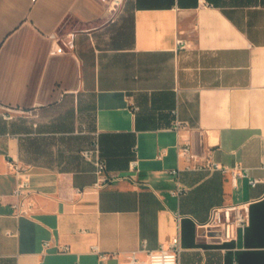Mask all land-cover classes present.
I'll return each mask as SVG.
<instances>
[{
    "label": "crops",
    "instance_id": "crops-1",
    "mask_svg": "<svg viewBox=\"0 0 264 264\" xmlns=\"http://www.w3.org/2000/svg\"><path fill=\"white\" fill-rule=\"evenodd\" d=\"M54 32L75 50L51 54ZM96 138L104 184L81 153ZM10 161L32 216L13 214ZM243 201L236 240L199 226ZM177 234L180 264H264V0H0V264H122Z\"/></svg>",
    "mask_w": 264,
    "mask_h": 264
},
{
    "label": "built area",
    "instance_id": "built-area-1",
    "mask_svg": "<svg viewBox=\"0 0 264 264\" xmlns=\"http://www.w3.org/2000/svg\"><path fill=\"white\" fill-rule=\"evenodd\" d=\"M122 1V0H116ZM53 44L51 48V54L59 52H73L76 48L74 33H58L54 32L51 34ZM184 40L178 38V42L182 43ZM174 122L172 127L181 133L182 130L188 127V122L181 120L178 116L177 110L173 111ZM179 156L188 162L187 167L190 168V163L195 160L192 152L191 142L188 138L179 141L178 144ZM82 155L92 162L95 166L96 174L98 176L97 184H104L111 181L114 175H110L107 172V163L101 154V147L99 139L96 138L90 147L85 148L81 151ZM14 170L17 178V185L14 189V195L17 197L16 201L12 203L13 214L15 216H32L34 214L35 203L32 200L31 190V175L29 168L25 165L20 164L18 161L9 162ZM209 168L218 169L223 172L230 171L234 184H237L239 178L247 177L252 186H256L260 181L259 178L253 177L250 173V169L241 166L240 164L235 165L233 168L222 165L216 162H209L207 164ZM178 172L177 169L172 170L173 174ZM187 191V187L177 184L176 188L171 190L173 195H181ZM181 216V215H180ZM250 221V202L243 201L237 203H223L214 205L211 208L210 216L207 221L200 223L199 226L205 229H214L218 232V236L226 242L236 240L241 229L246 228ZM96 249V246L93 247ZM63 250H69V246H63ZM180 236L175 235L170 244L166 246L161 244L158 248L147 251L146 258H139L135 252L130 253L126 260L122 264H180ZM103 256H109L104 254Z\"/></svg>",
    "mask_w": 264,
    "mask_h": 264
},
{
    "label": "trees",
    "instance_id": "trees-1",
    "mask_svg": "<svg viewBox=\"0 0 264 264\" xmlns=\"http://www.w3.org/2000/svg\"><path fill=\"white\" fill-rule=\"evenodd\" d=\"M101 147V146H100Z\"/></svg>",
    "mask_w": 264,
    "mask_h": 264
}]
</instances>
